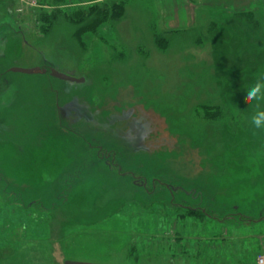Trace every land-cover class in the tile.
I'll return each instance as SVG.
<instances>
[{"label":"rangeland","instance_id":"1","mask_svg":"<svg viewBox=\"0 0 264 264\" xmlns=\"http://www.w3.org/2000/svg\"><path fill=\"white\" fill-rule=\"evenodd\" d=\"M48 1L0 0V71L28 106L0 124V264H230L229 238L264 233L228 225L264 217V132L245 102L264 78V4ZM114 3L119 18L65 14ZM45 66L84 81L12 71ZM74 101L60 125L56 104Z\"/></svg>","mask_w":264,"mask_h":264},{"label":"crops","instance_id":"2","mask_svg":"<svg viewBox=\"0 0 264 264\" xmlns=\"http://www.w3.org/2000/svg\"><path fill=\"white\" fill-rule=\"evenodd\" d=\"M220 1L222 0H199L198 3V7H202V8H216L218 7L220 4ZM254 0H227V7L224 8H228V9H232L233 11H240V12H247V10H252L251 9V4L253 3ZM260 1V0H258ZM261 3L264 4V0H261ZM194 4V3H193ZM192 7H194V5H192ZM194 9V13L196 11V9ZM246 10V11H245ZM192 15L194 16V14L192 13ZM184 17V15H183ZM175 19V18H174ZM183 20V18H181L180 16V20H176L175 19V23H179ZM169 25L171 26V21L169 20ZM170 26H168L170 28ZM264 221V217L262 216L261 218H259L256 221H234L233 222L229 221L230 223H228V225L230 227H233L234 229H239V227H244V229L248 230L250 229V227L252 225L258 224L260 222ZM250 231V230H248ZM260 235L257 237V235L255 233H253V235H243V236H239V237H231L229 238L230 240V245L228 249V254L229 257L228 259L233 260L230 261V264H242V262H244L245 264H256V256L258 254L264 253V233L260 232ZM252 240H256L252 241ZM251 242V243H250ZM259 243V246H261V248H259L258 251H253L254 247H252L250 244L253 243ZM263 245V246H262ZM219 252V251H218ZM221 250H220V254H221ZM252 258V261L249 260V258Z\"/></svg>","mask_w":264,"mask_h":264},{"label":"flooded vegetation","instance_id":"3","mask_svg":"<svg viewBox=\"0 0 264 264\" xmlns=\"http://www.w3.org/2000/svg\"><path fill=\"white\" fill-rule=\"evenodd\" d=\"M9 72H11V71H8V70L7 71H0V124L2 126L18 125L17 124L18 121H20L23 118L24 115L27 116V113H28V106L27 105H23L22 106V104L17 103L16 101H14L15 98H17V96L14 95L16 89L15 90L13 89L14 90L13 93L8 94L9 88H13V86L15 85V82L11 79V74H8ZM11 96H12V106L16 109L15 114H13L12 116L8 115L6 117L2 116L1 111H2V109L7 108V107H4V105L6 104L7 101L9 102L8 104L10 105ZM74 105H76L75 101L74 102H69L67 104V106H65V105H61L60 106L59 104H56V106H55L56 107V113L58 115L59 124L60 125H63V126L65 125L64 117H62V115L60 114V111H62V108L63 107H69V106H73L75 108ZM40 110L41 111H40V113L37 114L36 120L42 121V118L44 117V112H45V115H46V113L49 112V108H46L44 110V106H41ZM6 111H9V109L6 110ZM13 120H15L16 122H13ZM118 168L122 169V167H120L119 165H118ZM170 191L172 192L171 188H170ZM186 206L187 205H184L182 207H186Z\"/></svg>","mask_w":264,"mask_h":264},{"label":"trees","instance_id":"4","mask_svg":"<svg viewBox=\"0 0 264 264\" xmlns=\"http://www.w3.org/2000/svg\"><path fill=\"white\" fill-rule=\"evenodd\" d=\"M42 1L45 2V0H42ZM62 1L64 0H50L47 3L51 5V3L57 4ZM123 7L124 6L122 3H114L111 6L103 7V9H100L98 6L94 5V6L85 7L84 9L76 8L72 11L67 9V11H65V14H66V17H68L73 22L85 21L90 18L95 23V22H100L101 20H104L106 18H110L114 15L115 17L119 18L122 15V11L124 9ZM249 12H245L243 13V15L244 14L248 15ZM237 13H241V12H237ZM250 13L252 14L253 11H251ZM48 17L49 15H46L44 12L41 11L37 15V20L40 22L43 21L42 23H45V22H48L46 20ZM185 209L189 210L191 208L189 209L185 208ZM204 215L208 216L207 214H204Z\"/></svg>","mask_w":264,"mask_h":264},{"label":"clouds","instance_id":"5","mask_svg":"<svg viewBox=\"0 0 264 264\" xmlns=\"http://www.w3.org/2000/svg\"><path fill=\"white\" fill-rule=\"evenodd\" d=\"M245 102H252L256 110L250 117V122L254 129L264 132V78L258 79L257 82L246 91Z\"/></svg>","mask_w":264,"mask_h":264},{"label":"water","instance_id":"6","mask_svg":"<svg viewBox=\"0 0 264 264\" xmlns=\"http://www.w3.org/2000/svg\"><path fill=\"white\" fill-rule=\"evenodd\" d=\"M12 71L15 72H22V73H27V74H46L49 73L51 76L64 80V81H70V82H82L84 81V78H76L72 77L70 75L64 74L59 72L53 67H50L49 69L46 67H34V68H19V67H14L12 68Z\"/></svg>","mask_w":264,"mask_h":264},{"label":"built area","instance_id":"7","mask_svg":"<svg viewBox=\"0 0 264 264\" xmlns=\"http://www.w3.org/2000/svg\"><path fill=\"white\" fill-rule=\"evenodd\" d=\"M21 3H24V4H29L30 2H29V0H19ZM18 11H23V7H19L18 8ZM256 262H257V264H264V253H262V254H259L258 256H257V259H256Z\"/></svg>","mask_w":264,"mask_h":264}]
</instances>
